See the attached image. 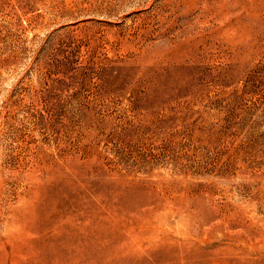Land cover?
Returning <instances> with one entry per match:
<instances>
[{
	"label": "rangeland",
	"instance_id": "1",
	"mask_svg": "<svg viewBox=\"0 0 264 264\" xmlns=\"http://www.w3.org/2000/svg\"><path fill=\"white\" fill-rule=\"evenodd\" d=\"M195 1L0 0V264H264V0Z\"/></svg>",
	"mask_w": 264,
	"mask_h": 264
},
{
	"label": "bare ground",
	"instance_id": "2",
	"mask_svg": "<svg viewBox=\"0 0 264 264\" xmlns=\"http://www.w3.org/2000/svg\"><path fill=\"white\" fill-rule=\"evenodd\" d=\"M186 3H187V1H186ZM203 6H204V0H196L194 2L193 6H192L194 24L192 26H188L187 27V30H186L187 33L185 35V41H188L189 46H190V48H191V50L193 52H194V45H193V43H194V41L197 42L198 41V38L200 36L199 35V30H200L199 27H200V24H201V21H200V10H201V8ZM57 220H52L50 222H47L44 225H40L38 223H36V225L33 224V226H32L33 231H38L40 229L42 231V233H44V235L46 236V235L50 234L54 230V227L56 226L55 222ZM5 222H7V220ZM8 223L10 225L12 224V223H10V221ZM239 224L240 225H243L244 223L243 222H240ZM246 225L249 226V224H247V223H246ZM29 226H30V224H29ZM234 227H235V225H234ZM19 228H21V227H19ZM19 228H18V230H19ZM27 228H29V227L27 226ZM224 228H225L224 229L225 234H227L229 236H231L232 234H235L234 237L231 236L233 240L234 239H238L239 238V234L243 231L241 228H237V227L235 229H231V228H227V227H224ZM203 230L205 231L206 230V227H203ZM18 232H17V234H19ZM31 232H32V230H31ZM8 233H10L9 230L6 231L4 235H6ZM21 233H23V232H20V235H21ZM13 235H16V234H13ZM165 237H166V235L163 236V239ZM9 239L11 240V238H9ZM17 241H18V239H17ZM171 241H172V239H171ZM235 242H238V241L235 240ZM26 243H27V240H26ZM68 244H72V240L71 239L68 241ZM236 244H238V243H236ZM83 245L84 244H78V245H76V253L79 250V248L82 247ZM29 246H30V258H28L29 259V262H30L29 264H76L73 261L72 262L67 261L65 259V255L62 253V250H60L59 248L55 247L54 241L47 240L44 237L39 238V239H31L30 240V243H29ZM243 246H246L247 247L246 249H248V250H251L253 252H256V251H258L261 248L262 245L259 243V240L258 239H255V238L254 239H251V238L247 237V239L244 240V243H242V247ZM228 247L233 248V246H231V245H228Z\"/></svg>",
	"mask_w": 264,
	"mask_h": 264
}]
</instances>
